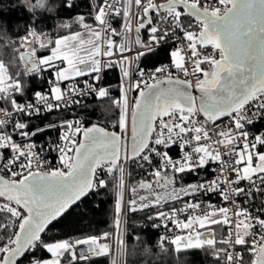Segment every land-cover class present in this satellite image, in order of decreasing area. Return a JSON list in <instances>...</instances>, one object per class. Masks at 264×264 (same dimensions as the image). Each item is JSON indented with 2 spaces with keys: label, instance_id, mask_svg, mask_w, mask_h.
<instances>
[{
  "label": "snow or ice",
  "instance_id": "6c2138e0",
  "mask_svg": "<svg viewBox=\"0 0 264 264\" xmlns=\"http://www.w3.org/2000/svg\"><path fill=\"white\" fill-rule=\"evenodd\" d=\"M65 7L72 8V0H65ZM106 15L124 18L123 42L118 44L115 39L121 32L109 20L105 24ZM133 17L137 22L134 43L139 50L130 61L124 54L133 51L128 44ZM94 20L103 28L96 40L57 60L75 72L65 81L84 78L91 94L112 99L119 116L113 130L81 127L82 122L76 120L47 126L41 121L40 127L18 122L6 139L0 132V233L8 230L9 220L13 222L12 239L0 236V264H20L28 252L32 264H64L65 256L77 264L82 258L67 240L44 243L41 238L49 227L57 226L69 199L75 203L85 198L87 193L79 194L82 183L89 176L95 178L100 169L111 174L118 166L122 176L123 165L135 163L140 169H151L148 174L163 190L169 183L177 186V174L221 164L222 156L228 153H221L220 148L234 149L237 175L249 172L256 161H264V128L257 127L251 139L245 130L246 124L264 121V0H98ZM141 30L148 33L147 39L140 38ZM156 45L167 53L168 64L153 66L150 71L138 65L130 68V63ZM43 62L57 67L54 61ZM116 62L121 64L129 88L138 93L131 113L126 92L121 91L122 99L111 98L109 89L99 83L104 69ZM63 71L61 67L57 79ZM58 91L52 88L46 94L45 98L55 101L46 111L60 109L62 95H57ZM40 95L39 91L34 93L35 98ZM249 106L255 111L249 113ZM18 110L23 112V106ZM33 114L39 117L40 108L25 112L26 116ZM53 128L63 129L57 145L61 167L49 171L36 141ZM81 135L83 139H77ZM214 135L219 139L214 140ZM207 184L209 195L217 190L215 180ZM105 186L101 178L99 188ZM193 189L204 191L205 186H187L183 198L196 195ZM160 199L167 202L163 196ZM258 223L264 224V218ZM37 244L43 248V260L37 258Z\"/></svg>",
  "mask_w": 264,
  "mask_h": 264
},
{
  "label": "built area",
  "instance_id": "2783aa9c",
  "mask_svg": "<svg viewBox=\"0 0 264 264\" xmlns=\"http://www.w3.org/2000/svg\"><path fill=\"white\" fill-rule=\"evenodd\" d=\"M74 3L75 0H72ZM91 9L96 12V6L98 0H89ZM127 3V0H125ZM108 12L109 10H105ZM135 12V8L132 9ZM223 14V10L221 12ZM108 20L116 27L120 32L121 36L115 37L117 43L123 42L124 39V18L121 16L111 15L105 16V24ZM137 27L136 20H131V31L128 33V44L133 51L125 53L124 55L129 58L130 61L135 60L136 51L139 50L138 46L135 45L134 41L136 38L135 28ZM44 31H48L46 28ZM99 31L102 32L103 28L99 26ZM148 33L144 30L140 32V38L142 40L147 39ZM27 37H23L24 49L31 54V59L36 61L37 67L30 69L27 63L24 64L23 68L28 72L29 75H40L43 70H46L49 74L50 80L48 88L41 93L39 98H32L24 103L14 101L8 107L0 106V132L4 133V138L11 134L15 129L18 122H27L30 127H40L41 121L44 125H55L59 121H81V127H86L84 118L77 114V109L84 103L93 99L99 98L91 94L87 87L83 83H78L75 79H69L65 81L64 72L57 79L56 73L59 72L60 68L63 67V63L55 61L57 67H51L48 64H42L39 61V53L42 50L48 48V52L54 47V32L46 33L45 36L36 46L28 45L26 41ZM164 48H168L169 52L171 48L168 45H164ZM160 45H156L154 50L160 49ZM153 50V51H154ZM148 51H145L147 53ZM117 55H119V49H116ZM143 56V55H142ZM142 56L135 63H130V68L135 69L137 65L140 69L151 70L152 67H145L142 64ZM167 62L160 63L168 64ZM116 67L118 79L116 82L106 85L103 80L104 72L101 73V86L109 88L110 86H116L117 93L114 96L115 99H122L121 91L127 93V103L129 112L132 111V100L136 96V92L129 88L128 78H125L121 70V64L119 62L114 63ZM132 75L135 76V71H132ZM64 81V82H58ZM55 86L59 87L60 94L62 95L61 107L59 110L46 111L48 104H53L55 101L47 99L46 94H50L49 90ZM78 101V103L74 102ZM67 105V106H65ZM114 105V104H113ZM23 106L24 111H19V107ZM115 106V105H114ZM36 108H40V115L37 117L35 114L32 116H26L25 112L32 110L35 112ZM255 111L249 106L248 112ZM119 113V109H118ZM55 116L54 120H48ZM119 116V115H118ZM249 118H252L251 116ZM115 121L104 122L95 121L93 125L106 127L109 130L112 129V125ZM264 121L257 125H247L246 129L251 136L255 134L257 127L264 128ZM63 129L53 128L50 133L45 134L42 140L36 141L38 145V151L40 158L43 160L46 169L60 168V153L57 150L58 135ZM77 139L82 140V135L78 136ZM214 140H218V136H213ZM42 146V147H40ZM220 148L219 145H217ZM177 150L174 148L173 153ZM221 153L227 152L228 154L222 156V163H210L205 169H200L197 172H185L177 174V186L174 188L171 183L167 188L161 190L158 184L155 183V177L150 176L148 173L151 169L145 170L140 169L135 163L129 162L123 165V174L119 173L118 166L115 173H107L100 169L97 171L95 178H93L92 189H99L101 178L104 182L107 180L112 181L113 186V237L117 240L116 255L123 256L124 250V238H125V227L127 214L129 212L143 210L147 208H158L159 210L155 214V226L162 232L163 239L168 243H173L174 238L177 235H187L191 227L188 226L190 221L200 219L212 214L224 215V221L222 223L225 228L224 246L219 248L216 252V258L219 259L218 264H255L260 246L264 239V224L258 223L261 218H264V173L249 176V178H243L237 175L234 171L237 165L235 163L236 156L234 149L230 146L227 149L220 148ZM174 158H177L174 156ZM131 167L138 168L140 172V179L152 181V186L144 191H139L133 197L130 193L133 190L130 187V175L129 169ZM215 172V175L213 173ZM169 180H171V174H168ZM210 180L216 181L217 190L213 191L210 195L207 193V182ZM221 180L223 182H221ZM238 181V182H237ZM204 184L205 190L198 191L193 189L197 194L189 198L185 197V189L190 185ZM243 189V191H239ZM223 193L224 198H221ZM163 196L167 202L165 203L160 197ZM199 202L198 206L197 203ZM156 205V206H153ZM225 221H230L229 226L225 225ZM12 226L13 222L9 224V228L6 233L7 240L12 239ZM67 240L68 245L72 250L77 253L78 261L86 260L95 255V250L86 241L76 240L74 237L69 236L62 241ZM237 241H242L238 243ZM255 242V246H253ZM119 243L121 245H119ZM79 245V246H78ZM120 247V249H119ZM122 258V257H121ZM117 261V260H116ZM117 264V263H116ZM123 264V261H122Z\"/></svg>",
  "mask_w": 264,
  "mask_h": 264
},
{
  "label": "trees",
  "instance_id": "16d2710c",
  "mask_svg": "<svg viewBox=\"0 0 264 264\" xmlns=\"http://www.w3.org/2000/svg\"><path fill=\"white\" fill-rule=\"evenodd\" d=\"M96 13L91 9L89 0H75L72 8L65 7V0H0V65L4 68L7 89L0 90V106L8 107L13 101L24 103L34 98V93L44 92L48 88L50 74L43 70L40 75H29L22 68L19 57L23 50V37H28L35 29L46 28L45 21L55 30L56 35H66L79 30L83 24L93 21ZM82 23V24H81ZM81 24V27H79ZM41 51L39 56L47 54ZM167 53L161 48L147 52L142 56L145 67H153L167 62ZM84 78H77L83 83ZM90 79V77H89ZM118 79L116 67L104 69L103 80L106 85ZM109 96L114 98L116 86H110ZM77 114L84 118L85 126H93L95 121L110 122L118 118L116 108L110 98H96L81 105ZM53 116L48 120H54ZM130 187L133 197L137 190L140 172L138 168L129 169ZM106 186L96 189L67 211L56 223L43 234L44 243L62 241L72 236L76 240L86 241L95 250L89 259L78 261L77 264H113V260L105 248L113 243V186L107 180ZM158 208H147L127 214L123 264H218L217 249L224 246L225 228L219 231V240L212 248L192 247L177 249L173 243L166 242L162 232L155 226V214ZM12 220H9L10 224ZM7 230L0 233L5 237ZM96 245V247H95ZM102 247V250L99 249ZM105 249V250H104ZM38 259H44V251L40 244L36 245ZM63 255V254H62ZM32 255L28 252L20 264H31ZM64 264H71L67 256Z\"/></svg>",
  "mask_w": 264,
  "mask_h": 264
},
{
  "label": "rangeland",
  "instance_id": "374dc122",
  "mask_svg": "<svg viewBox=\"0 0 264 264\" xmlns=\"http://www.w3.org/2000/svg\"><path fill=\"white\" fill-rule=\"evenodd\" d=\"M95 15H96V13H94V15H93V21H89L85 27H81V24H82L81 23L79 26L81 28L79 30L68 33L66 35H59V34L56 35V33H55L56 31L51 28L50 22L46 20L45 21L46 29L48 31H44V30L39 31V30L35 29L32 34L28 35L25 43L27 42L28 45H31L32 47L36 46L40 42V40H42L44 38L45 32L46 33H48V32L53 33L54 32L53 40H54L55 46L53 47V50L60 49L61 45L59 43L62 42L63 40L68 39V38L71 41V44L73 43V45H74L73 41L76 39H77L76 41H78L79 38L85 39L87 43H90V42L96 40V34H97V32H99V25H97L96 21L94 20ZM73 37H75L74 40H72ZM22 47H23V50H22L21 54L24 51H26L24 49V45H22ZM42 51H48V48L46 50H42ZM59 55H62V53H59ZM56 56H57L56 54L53 55L51 53H47V54H43V55L39 56V60L42 64H46L43 61H46V60L53 61ZM23 66H22V68H23ZM63 72H64L65 77L75 76V72L72 71V67L70 65L67 67L64 66ZM6 80H7L6 72H5L4 68L2 67V65H0V90L7 89V87H9V85L8 86L6 85ZM54 88L59 89L58 86H55ZM59 94H60V91L57 92V95H59ZM114 167H116V166H114ZM260 168H264V161H256L255 167L251 168L249 170V172H247V173L241 171L240 177H245V176L249 177V176H253V175H257V174H263L264 171H258V169H260ZM223 221H224V215H222V214H212V215H209L206 217H202L200 219H195L194 221H190L188 224V226L191 227L190 232L187 235H177L173 240V245L177 249L192 248V247H208V248L213 249V245L219 240V237H218L219 234L218 233L221 230V228L223 227V225H222ZM202 225H208V226H202ZM119 245H121V244L119 243ZM95 247H96V245H95ZM99 249L102 250V247H99ZM105 249L104 250L107 253H109V255L111 256V258L113 260V264H116V263L122 264L123 256L122 255L121 256L116 255L117 240L114 237H113L112 245H109V247L105 248ZM119 249H120V247H119ZM216 252H215V255H216ZM60 254L62 255L63 252L61 251Z\"/></svg>",
  "mask_w": 264,
  "mask_h": 264
},
{
  "label": "water",
  "instance_id": "95a60500",
  "mask_svg": "<svg viewBox=\"0 0 264 264\" xmlns=\"http://www.w3.org/2000/svg\"><path fill=\"white\" fill-rule=\"evenodd\" d=\"M19 61H20V64L23 66L25 63H27L30 67V69H34L37 67V63L36 61H33L31 59V54L29 52H23L20 57H19ZM138 96V93L136 94L135 97ZM83 139V137H82ZM92 182H93V177L89 176L87 178V180H85L82 185H81V189L79 191V194L81 196H83L85 193H87V195L85 196V198L89 195V193L91 191H89V189H92ZM148 182H150L151 184L148 185V187L145 188L146 189H149L151 186H152V181H140L137 185V190L138 191H144V190H141L142 187H144L145 184H147ZM160 187V186H159ZM132 189V188H131ZM84 198L82 199H76V202L73 203L71 199H69L66 203H65V207L67 208V211H69L70 209H72L75 205H77L81 200H83ZM68 205H71V207H68ZM66 211V212H67ZM65 212V213H66ZM64 213V214H65ZM25 227L28 228V224L26 223L25 224ZM262 259H264V240L260 246V249H259V252H258V256H257V259H256V262L255 264H261V261Z\"/></svg>",
  "mask_w": 264,
  "mask_h": 264
},
{
  "label": "crops",
  "instance_id": "0c3cea01",
  "mask_svg": "<svg viewBox=\"0 0 264 264\" xmlns=\"http://www.w3.org/2000/svg\"><path fill=\"white\" fill-rule=\"evenodd\" d=\"M86 26V24H84L83 25V27H85ZM100 32V31H99ZM75 39V37H73V39L72 40H74ZM77 40V39H76ZM76 40H74L73 42H74V45H73V43L71 44V41L69 40V38L68 39H66V40H63L62 42H60L59 44L61 45L60 47V49H58V50H53V48H52V50L51 51H49V52H47V53H51V54H56L57 56L54 58V62L55 61H59V60H57V57L58 56H61V55H59V53H62V55H68L70 52H72V51H75V50H78V49H80V47L82 46V45H84V46H87V42H86V40L85 39H80L79 38V40L78 41H76ZM76 43V44H75ZM55 46V45H54ZM39 58V57H38ZM40 61V60H39ZM59 62H61V61H59ZM61 63H63V62H61ZM64 65V64H63ZM61 255V254H60Z\"/></svg>",
  "mask_w": 264,
  "mask_h": 264
}]
</instances>
